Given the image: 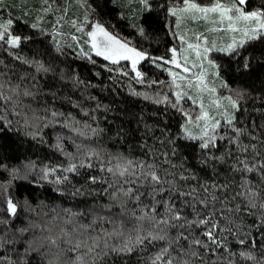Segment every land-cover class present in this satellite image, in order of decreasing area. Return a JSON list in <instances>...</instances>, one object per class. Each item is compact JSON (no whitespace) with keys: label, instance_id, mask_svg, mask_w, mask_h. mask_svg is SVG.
Wrapping results in <instances>:
<instances>
[{"label":"snow or ice","instance_id":"obj_1","mask_svg":"<svg viewBox=\"0 0 264 264\" xmlns=\"http://www.w3.org/2000/svg\"><path fill=\"white\" fill-rule=\"evenodd\" d=\"M0 170V264H264V0H0Z\"/></svg>","mask_w":264,"mask_h":264},{"label":"trees","instance_id":"obj_2","mask_svg":"<svg viewBox=\"0 0 264 264\" xmlns=\"http://www.w3.org/2000/svg\"><path fill=\"white\" fill-rule=\"evenodd\" d=\"M169 37L165 36L163 33H161V43L157 46L161 51L167 46V43L169 42ZM76 65L81 66V72L82 76L87 79L93 80V83L96 85H99L101 83H108V73L104 72V74L101 77H95L94 72L91 70L92 66L88 64L86 61H76ZM96 95L100 96L102 100H104L106 103H114L115 106L119 109L117 115L121 117L122 121L125 123H129V126L132 128L136 127L135 124V117L132 115L133 113H136L140 110V108L143 107V104H131V103H126L125 101L128 98V94L125 92L123 88L118 89L120 95L115 96L114 93L110 91H101L99 87H94L91 89ZM109 119L112 118V114H108ZM36 151L37 154L42 153L39 152V150H32ZM32 151L28 150V145L26 143L22 144V147L18 152H13L14 158L12 159V163H20L26 157L32 156ZM47 155H51V153H44ZM7 173L4 172L3 170H0V181H3L7 179ZM22 183V182H18ZM48 187L49 191L46 193V195H53V192L51 190V186H46ZM20 191H25L24 188H20ZM43 191V190H41Z\"/></svg>","mask_w":264,"mask_h":264}]
</instances>
